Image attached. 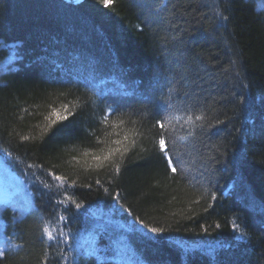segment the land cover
I'll return each mask as SVG.
<instances>
[{"label": "trees", "instance_id": "16d2710c", "mask_svg": "<svg viewBox=\"0 0 264 264\" xmlns=\"http://www.w3.org/2000/svg\"><path fill=\"white\" fill-rule=\"evenodd\" d=\"M11 56L0 157L32 205L3 209L0 264H264V0H0ZM124 134L135 145L98 166Z\"/></svg>", "mask_w": 264, "mask_h": 264}, {"label": "snow or ice", "instance_id": "6c2138e0", "mask_svg": "<svg viewBox=\"0 0 264 264\" xmlns=\"http://www.w3.org/2000/svg\"><path fill=\"white\" fill-rule=\"evenodd\" d=\"M101 3L105 6L108 7L112 4V0H101ZM115 109H109L108 112L105 114V118L102 122H104L105 124H107V116L109 114H111L112 112H114ZM73 113L72 111L69 109L68 105H63L61 109H53L52 113L47 117V120L49 121L48 125L45 128V132H47L53 125L57 124L58 122L61 121H66L69 119L70 116H72ZM171 117H161L160 119L156 120V124L155 126L161 129V134L159 136V139L157 141L160 153L162 154V157L165 159V161L167 162V164L170 166L171 171L173 173H175L177 171L176 167L173 166L172 161H173V157L169 154L170 153V149L167 146L166 143V137L163 134L165 131V124L164 121L165 120H170ZM189 120H192V117L189 116L188 117ZM196 119H203V116H198L196 117ZM121 124H123V121L120 122ZM115 135L120 136V133H115ZM21 139L23 140H29L30 137L28 136H23ZM129 144H131L132 146L135 145V139H134V135L130 136L128 134H124L121 138L118 139H114L111 141L110 145L105 148V149H101V154L99 155H94L93 159L96 162V164L98 166H103L104 162H109L111 163L113 161V159L115 157H119L120 159H123L125 154L129 151ZM31 167V165L29 166ZM115 171L117 173H119L120 171V165L116 164L115 165ZM47 175L54 180L57 183V187L59 188H63L66 185L68 187H75V182L73 181L70 185L68 184V181L66 180L65 177L63 176H59L56 175L55 173L52 172H48ZM97 183H99V181H97ZM45 187H51L50 185H45ZM64 199L69 201L70 203L72 202V198L70 196H68L66 193L64 194ZM115 199H119V193H116ZM64 201H60L58 203H63ZM76 208H81L82 205L79 203L75 204ZM60 219H66V217H60ZM139 223L148 231L152 232V233H161L163 232L162 228H156V227H149L148 225L144 224V222L141 220L139 221ZM234 228H237V225H233ZM48 237L51 239L52 237V233L50 231H48L47 229L43 230ZM242 235H244L242 233ZM4 253L0 252V256H3Z\"/></svg>", "mask_w": 264, "mask_h": 264}, {"label": "rangeland", "instance_id": "374dc122", "mask_svg": "<svg viewBox=\"0 0 264 264\" xmlns=\"http://www.w3.org/2000/svg\"><path fill=\"white\" fill-rule=\"evenodd\" d=\"M72 2H77L79 0H69ZM88 62H93L91 57H86ZM94 60V59H93ZM14 57H8L2 61H0V76L2 72L7 68H15L13 66ZM70 68V67H69ZM74 70L73 67L70 68ZM100 70V69H99ZM102 73L108 75V80H113V82L117 83L116 78L112 77L116 74L118 77L123 76V69L115 64L110 65L108 69L100 70ZM108 71V72H107ZM100 74V73H99ZM92 78H87V80L91 81ZM116 86L111 87L113 93H119L116 91ZM121 92V91H120ZM121 94V93H120ZM32 205L30 191L26 183H24L20 177H18L15 173L11 171L8 165L5 163L4 159L0 157V252L4 250L7 244V240L3 236L2 231V217L3 209L6 207L14 210L19 217L23 215Z\"/></svg>", "mask_w": 264, "mask_h": 264}]
</instances>
